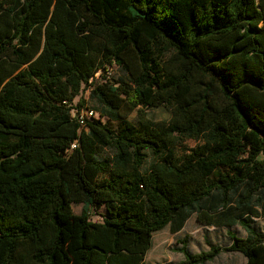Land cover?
<instances>
[{
  "label": "trees",
  "instance_id": "obj_1",
  "mask_svg": "<svg viewBox=\"0 0 264 264\" xmlns=\"http://www.w3.org/2000/svg\"><path fill=\"white\" fill-rule=\"evenodd\" d=\"M192 215L245 235L168 264H264V0H0V264H146Z\"/></svg>",
  "mask_w": 264,
  "mask_h": 264
},
{
  "label": "rangeland",
  "instance_id": "obj_2",
  "mask_svg": "<svg viewBox=\"0 0 264 264\" xmlns=\"http://www.w3.org/2000/svg\"><path fill=\"white\" fill-rule=\"evenodd\" d=\"M120 71L113 66L110 70V74L117 77ZM82 98L84 100V106L93 109L96 116L98 117L101 111V105L97 99L92 96L89 89H83L79 96L73 101V105L77 103L78 99ZM82 108V109H83ZM146 115L148 118L155 122L168 121L171 117V109L165 105H160L157 107H137L128 116V120L134 124L138 123V120L142 119ZM103 122L113 129H117L119 122L109 120L107 117H102ZM184 144L192 146L196 143L195 140L185 139ZM82 204H73L72 211L75 214L80 213ZM106 211L102 206L98 209L91 210L90 220L101 222L105 216ZM254 226L259 230H264V217H254ZM228 231H231L238 237H243L245 235L244 230L239 225H234L231 227H213L204 226L196 221L194 215H192L185 223L184 227L175 233L170 232L169 226L166 225L163 229L153 232L152 243L150 248L145 254L146 264H168L177 263L183 259V255L178 251L174 250L175 247L181 245L179 241L181 239L187 240V245L192 253L207 250L209 245L208 242L212 244H217L220 246H226L229 244L230 239L228 236ZM244 258L238 252H222L213 261L206 264H243Z\"/></svg>",
  "mask_w": 264,
  "mask_h": 264
},
{
  "label": "built area",
  "instance_id": "obj_3",
  "mask_svg": "<svg viewBox=\"0 0 264 264\" xmlns=\"http://www.w3.org/2000/svg\"><path fill=\"white\" fill-rule=\"evenodd\" d=\"M73 115L76 117L77 121L80 123V125H83L86 119H89L91 117H94L96 114L93 109H90L88 107H85L80 110H74ZM74 143H72L71 148L74 147Z\"/></svg>",
  "mask_w": 264,
  "mask_h": 264
},
{
  "label": "crops",
  "instance_id": "obj_4",
  "mask_svg": "<svg viewBox=\"0 0 264 264\" xmlns=\"http://www.w3.org/2000/svg\"><path fill=\"white\" fill-rule=\"evenodd\" d=\"M211 262V261H210ZM208 263V262H207Z\"/></svg>",
  "mask_w": 264,
  "mask_h": 264
}]
</instances>
